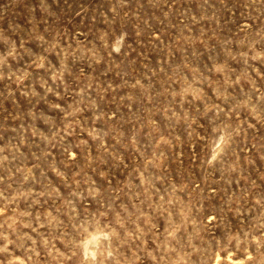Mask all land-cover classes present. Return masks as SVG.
<instances>
[{"label": "rangeland", "instance_id": "1", "mask_svg": "<svg viewBox=\"0 0 264 264\" xmlns=\"http://www.w3.org/2000/svg\"><path fill=\"white\" fill-rule=\"evenodd\" d=\"M0 264H264V0H0Z\"/></svg>", "mask_w": 264, "mask_h": 264}]
</instances>
